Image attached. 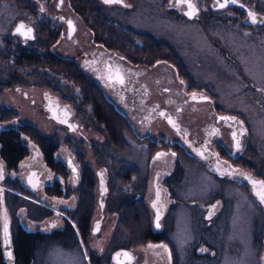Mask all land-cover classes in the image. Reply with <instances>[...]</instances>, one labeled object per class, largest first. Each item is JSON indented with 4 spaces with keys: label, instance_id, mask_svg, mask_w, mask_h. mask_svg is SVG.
Masks as SVG:
<instances>
[{
    "label": "flooded vegetation",
    "instance_id": "flooded-vegetation-1",
    "mask_svg": "<svg viewBox=\"0 0 264 264\" xmlns=\"http://www.w3.org/2000/svg\"><path fill=\"white\" fill-rule=\"evenodd\" d=\"M8 1L14 2L12 7L0 9V24L5 25L7 30L2 41L8 43L12 65L21 68L23 76L17 80L8 79L11 91L6 93L13 101L6 107L7 116L0 118V160L5 162V167L0 165V177L14 179L21 177L23 172L30 171L25 162L19 161L27 155L28 147L34 148L31 143L33 141L42 152L41 154L35 149L39 157L56 158L59 175L55 176V180L46 191L52 196L63 198L57 205L59 212L66 215L52 217V210H47L32 201H25L15 207L12 200H22L23 197L10 194L8 211L10 221L12 224L18 223L23 230L13 234L10 224L15 264H18L16 255L18 251L23 259L28 253H32L33 262L44 261L43 254L50 241L60 246L69 243V250L80 252L84 264H164L159 254L165 252L158 251L157 246H151L144 259L145 243L156 241H163L169 245L170 264H204V256L207 253H214L212 247H216V243L210 244V247L206 242H202L194 212L187 220V227H191L190 233L176 238L173 234V223L177 211L185 210V207L197 211L202 206L201 199L206 193L208 191L213 193L211 185H207V175L225 183L214 185L224 198L215 196L206 202L203 210L206 224L218 218L219 231L215 228H209L208 231L213 236L218 234L221 252L224 251V236L228 235L230 224L233 222L232 225L236 226L238 211L245 210L249 213L247 226L250 227L251 235V229L258 219L257 211L255 213L252 211L254 203L260 207L264 215V185L258 178L260 172L258 165L255 164L256 169L253 164L248 165V169L243 168L241 177L223 169V167L233 171L236 168L242 169L239 158L244 157L242 153L246 144L243 126L235 117L211 106L207 107L208 100L202 94L194 95L189 89H182L187 94L185 98L174 95L171 76L175 79L176 72L182 78L184 76L173 56L145 67L127 65L120 60L122 48L111 37L103 38L102 42L93 40L96 47L89 51L80 48L78 56L80 62L87 64L85 68L90 69L89 75L92 79L98 84V81L108 84L110 89H105L104 97L122 103L120 108L122 115L125 120L133 119L136 122L138 136L143 139L148 149L145 154L129 156L135 162L136 175L129 174L128 180L123 179L126 176L122 170L112 169L114 178H111V171L108 170L110 192L109 195L106 192L107 208L104 214L99 212L91 221V230L99 231L100 228L99 233H90L92 191L97 188L94 168L97 172L98 168L102 167H99L98 159L101 158L99 149H94L93 154L87 151L88 156L86 152L82 156V152L87 142L91 145L106 139L102 133L94 130V126L101 128V125L94 122L102 125L105 123L96 110L98 107L95 101L81 98L76 94L78 85L74 87L67 80L71 73L68 75L53 73V76H48L41 65L31 62L35 53L32 48L37 43L29 38V30L25 23L28 21L32 24L34 35L42 29L51 31L55 28V31L59 29V32L67 36L81 30L87 38L88 35L92 37V32L85 23L88 16L84 10L78 8L77 0ZM119 1L125 5L131 4L126 0ZM191 1L197 11L188 16L186 7ZM206 1L209 0H167L173 15L195 18L199 16L200 7L204 10L202 15L204 20L215 17L218 22L221 21L222 12L207 11ZM251 1L236 0L231 3L239 7L236 14L241 16L242 23L247 24L245 27L234 29L246 33L264 28L262 24L264 14L254 7ZM4 2L5 0H1L0 4ZM116 3L119 2L113 0L110 4ZM228 3L229 1L225 0L223 5H230ZM213 6L223 7L217 5L216 1L213 2ZM63 10L68 15L62 13ZM32 12L34 15H31ZM169 17L171 21L176 20L170 15ZM174 25L176 28L180 27L178 24ZM74 41V45H77L76 37ZM113 65L122 71L124 79L121 84L108 78L110 67ZM146 67L153 69L148 70ZM155 69L162 73L154 75L151 71ZM53 77L57 79V84L50 82ZM179 80L182 82L180 78ZM3 92H0V96ZM161 93L165 98H161ZM100 101L106 103L104 98ZM204 106L210 112L206 111ZM2 108L0 107V116L3 114ZM191 108L197 109V112L192 113ZM88 127H91L92 133ZM54 139L55 144L52 141ZM63 144L76 155L80 167V178L76 183L68 181L69 169L60 159L66 157V153L62 151L65 148ZM171 145H177L183 153L176 154L170 148ZM206 151L214 152L215 156ZM249 159L247 162L251 160ZM65 162L68 163L69 159ZM69 166L74 168L71 164ZM83 167L87 170L82 171ZM188 173L196 175L199 180L196 184L189 185L188 188L192 190L187 192L185 188L189 184ZM99 176L102 177L100 173ZM29 179L31 180V177ZM18 185L30 193L28 189ZM234 193L245 199L246 208H239L236 205L233 212L236 200V194L232 195ZM215 199L219 201L211 203ZM142 203L149 212L148 222L151 227L147 230L148 237L143 241V226L135 229V225L145 221L143 215L137 211L141 210ZM115 210L121 211L119 217L116 220L114 217L107 220L105 214L113 216L111 211ZM6 215L8 216L7 211ZM70 220L74 222L77 232L74 228L72 232ZM167 225L170 227L169 236L164 234ZM263 248L264 239L258 256ZM221 257L222 253L219 259L214 255L216 264ZM258 262L260 264L259 260Z\"/></svg>",
    "mask_w": 264,
    "mask_h": 264
},
{
    "label": "rangeland",
    "instance_id": "rangeland-1",
    "mask_svg": "<svg viewBox=\"0 0 264 264\" xmlns=\"http://www.w3.org/2000/svg\"><path fill=\"white\" fill-rule=\"evenodd\" d=\"M86 1L95 2L93 11L98 16V18H95V14L92 13L91 16L94 18L92 21L88 17L85 19V23L88 24V28L92 32V37L88 35L86 38L81 30L67 36L59 32V29L55 31V28H53L51 31L42 30L41 35H34L30 38L32 42L37 43L32 48L35 53L32 55L31 62L41 65L47 71L48 76H53V73L55 75H68L71 73L67 80L74 87L78 85L76 94L87 100L93 99L98 107L96 110L102 116L101 120L105 125L93 121L101 125V128L94 126V130L102 133L106 139L103 142H94L91 145L87 142L82 156L84 152L88 156L87 151L94 153V149H101V158L100 160L97 159L100 164H105L107 170L111 171V178H114L112 169L122 170L123 175L126 176L123 178L124 180L129 179V174L136 175L134 173L136 167L133 158H130L124 151L121 152V149L114 150L113 145L115 140L119 138H124L126 141L129 139L136 140L139 133L138 125L133 119L125 120L126 118L120 110L121 102L104 97L103 92L106 96L105 88L90 77V69L85 68L87 64L80 62L78 56L80 48L89 51L96 47V44L92 42L93 40L102 42L103 38L109 39L111 37L116 44H122L128 40L125 34L120 35L118 31V26L121 23L128 22L136 28H144L143 36L147 39V42L144 43L143 48L136 49L135 52H132L133 49L121 51L120 60L127 65L144 67V62L134 61L133 57L151 60L156 57L173 56L178 58L179 56H186L194 77L198 80L199 78L210 80L206 86L199 81L196 84L208 89L209 94L214 99V106L223 110V112L238 115L245 123L249 135L250 126L252 124L255 126L252 139L259 144L260 150L263 149L262 158H264V143H262L264 139V133H262V130L264 131V28L247 31L245 36L243 33L235 35L234 30H232L234 28L233 24L222 21L220 26L218 19L215 17L216 20L211 19L208 22L204 21L202 15L195 18L173 15L167 0H126L128 2L132 1V4L137 7L147 8L141 15L136 14L132 7L123 10L120 5L112 6L116 4L103 5L97 0ZM12 3L14 2L5 0L4 4H0V9L11 8ZM153 9H155V16L146 23L143 17ZM62 13L68 15L65 10ZM169 15L176 20L171 21ZM76 17L78 20L80 19L77 14ZM171 24L180 25L182 35ZM122 30H124L123 27ZM6 31V26L0 24V92L4 91L0 96V106L2 107H9L13 101L6 93V91H11V86H8V79L15 78L17 80L23 76L21 68L12 65V55L8 43L2 41ZM124 32L128 33L125 30ZM75 37L77 38V45H74ZM171 39H173V42H171ZM172 47L174 52H172ZM146 69L153 68L146 67ZM151 72L157 76L162 73L157 69ZM50 82L57 84V79L53 77ZM180 84V81L176 79L172 87L175 89L174 95L183 99L187 94L179 87ZM160 96L165 98L162 93ZM102 98L106 100V103L100 101ZM195 104L198 105L199 103ZM207 107H209L208 102ZM204 109L206 110L205 106ZM190 110L194 113L193 108ZM206 111H209V109ZM202 117L206 119L203 114ZM88 130L92 133L91 127H88ZM63 145L65 147L63 153L69 152L72 161L77 162L74 151L67 145ZM131 145L136 150V146ZM144 146L148 148L146 144ZM130 152H132V149ZM188 175L189 184L185 188L187 192L192 190L188 186L196 184L199 180L194 174L188 173ZM262 177L264 178V172H262ZM219 184L223 185L225 183L207 175V185H211L213 193L208 191L205 197L201 199L202 206L199 210L194 211L185 207V210L181 209L184 212H176L173 234L177 238L190 233L191 227H187V220L194 212L195 219L198 221L197 230L200 233L202 242H206L209 246L216 243V247H212L214 253H207L204 256V264H216L213 259L214 255L219 259L221 253L222 257L217 264H259L258 252L261 249L263 239L264 215L256 203L252 208L254 213L256 211L258 213V219L254 223L256 238L253 233L254 228L251 229L250 235V227L247 226L249 213L245 210L238 211L236 226L232 225L233 222L230 224L228 235L224 236V251L221 252V242L218 234L213 236L209 233V228H215L219 231V222L218 218H215L211 223H205L203 219L204 205L215 196L224 198V195L219 193L214 186ZM235 194L232 195L235 196ZM244 200L241 195L236 194L235 204L232 208L233 212L236 205L239 208H246L247 205ZM224 202L226 204V199H224ZM94 213L95 211H92V214ZM105 217L107 220L113 218V216L107 214H105ZM165 231H170L168 225ZM257 243L259 246H256ZM69 246V243L60 246L58 243L50 241L46 245L42 264H84L81 253L74 249H72L73 251L69 250Z\"/></svg>",
    "mask_w": 264,
    "mask_h": 264
},
{
    "label": "trees",
    "instance_id": "trees-1",
    "mask_svg": "<svg viewBox=\"0 0 264 264\" xmlns=\"http://www.w3.org/2000/svg\"><path fill=\"white\" fill-rule=\"evenodd\" d=\"M254 3L257 6H260V2L259 1H255ZM77 4H78V8L80 10H84L86 12V15L88 16V18L92 21L94 18H92L91 14L94 13L93 10L95 8V2L92 1L90 3V2H87L86 0H77ZM237 8H239V7H237ZM95 18H98V16L96 14H95ZM51 39H49V40H51ZM96 88H95V90H96ZM0 107L2 108V106H0ZM2 111H3V114L0 116V118H5L7 116V114H8V109L6 107H3ZM127 144H128V142L124 138H121V139L119 138V139L115 140V144L113 145V148L116 151L121 149V152H123L124 148L126 147ZM98 151L100 153H102L101 149H99ZM254 151L256 152L255 146H254ZM243 164H246V163L243 162ZM248 165H250V164L248 163ZM84 179H85V176H84ZM141 205H142L141 214L143 215V218L145 219V221L141 222L139 225H135V229L140 227V225L143 226L145 231L143 232V235H142L143 239L142 240H144V239H146L148 237L147 230L149 229V223H148V213L146 211V208H145L143 203ZM115 211H116L117 218H118L121 211H118V210H115ZM133 229H134V225H133ZM20 243H21V237H20ZM16 247H17V244H16ZM16 255H17L18 264H33V257L31 256L32 253H28L26 255L25 258H27V259H25V258L23 259V257L20 255L19 251L16 253ZM23 256H25V253H24ZM0 264H3L1 258H0Z\"/></svg>",
    "mask_w": 264,
    "mask_h": 264
},
{
    "label": "water",
    "instance_id": "water-1",
    "mask_svg": "<svg viewBox=\"0 0 264 264\" xmlns=\"http://www.w3.org/2000/svg\"><path fill=\"white\" fill-rule=\"evenodd\" d=\"M104 189H105V183L103 184V186H102V188L100 190V193H99V198L100 199L102 198V200H103L102 193H103Z\"/></svg>",
    "mask_w": 264,
    "mask_h": 264
}]
</instances>
